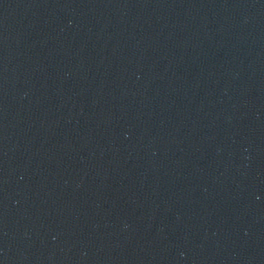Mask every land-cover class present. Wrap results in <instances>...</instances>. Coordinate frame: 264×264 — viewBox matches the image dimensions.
<instances>
[{"label": "water", "instance_id": "water-1", "mask_svg": "<svg viewBox=\"0 0 264 264\" xmlns=\"http://www.w3.org/2000/svg\"><path fill=\"white\" fill-rule=\"evenodd\" d=\"M0 264H264V0H0Z\"/></svg>", "mask_w": 264, "mask_h": 264}]
</instances>
